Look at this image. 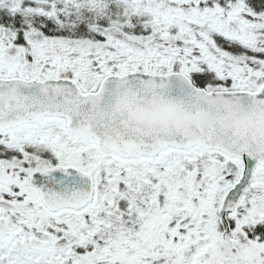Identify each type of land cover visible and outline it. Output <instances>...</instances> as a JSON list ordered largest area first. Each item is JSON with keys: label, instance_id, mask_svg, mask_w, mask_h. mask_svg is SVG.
I'll return each instance as SVG.
<instances>
[{"label": "snow or ice", "instance_id": "1", "mask_svg": "<svg viewBox=\"0 0 264 264\" xmlns=\"http://www.w3.org/2000/svg\"><path fill=\"white\" fill-rule=\"evenodd\" d=\"M0 264H264V0H0Z\"/></svg>", "mask_w": 264, "mask_h": 264}]
</instances>
